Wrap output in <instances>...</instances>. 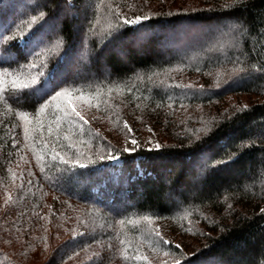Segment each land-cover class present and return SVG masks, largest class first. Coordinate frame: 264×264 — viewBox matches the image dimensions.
<instances>
[{"label": "trees", "instance_id": "obj_1", "mask_svg": "<svg viewBox=\"0 0 264 264\" xmlns=\"http://www.w3.org/2000/svg\"><path fill=\"white\" fill-rule=\"evenodd\" d=\"M37 11L51 41L64 44L41 97L10 83L44 71L27 67L28 49L16 45L0 62L9 73L0 100V264H264V0H0V32ZM117 14L148 19L129 25ZM61 88L108 99L86 124L62 121L57 139L62 113L49 97ZM21 110L49 123L25 139ZM123 121L150 127L160 148L124 152ZM53 141L96 163L54 161ZM200 149L237 155L207 169ZM109 150L112 159H98Z\"/></svg>", "mask_w": 264, "mask_h": 264}, {"label": "snow or ice", "instance_id": "obj_2", "mask_svg": "<svg viewBox=\"0 0 264 264\" xmlns=\"http://www.w3.org/2000/svg\"><path fill=\"white\" fill-rule=\"evenodd\" d=\"M117 19L123 20L124 24H140L141 21L147 20V16H141L137 15L134 19H128L127 17H122L119 14H117ZM51 27V24L49 20L46 18V14L44 11H37L35 14H30L28 16H22L19 18V20L11 26V31H7V34H4L0 32V45H6V47L3 48V51L0 52V62L7 61L12 58L11 49L19 44H22L24 48L28 49L29 52L32 53L33 59L29 61L27 64V67L29 69L34 68H41L44 69V71H37L34 74L24 75L23 73H18L14 75L10 81L12 89L14 91L29 90V95H35L37 97H41L47 93L48 87L51 83V78L48 79H41L42 77H48L47 72V65L51 58L57 57L59 55H62L61 48L64 44L62 38H58L55 41H51L49 37V29ZM115 27H119V25H115ZM33 49H36V51H33ZM39 62V63H38ZM24 65H21V68H23ZM243 71V69H241ZM9 73L7 71H4L0 73V100L5 99V88H4V77L8 76ZM69 94L68 88H61L59 90H56L54 95L49 97V100L51 101H58L61 97H66ZM21 95L23 93L21 92ZM48 101H45L43 105L40 106V111L43 112L44 108L47 106ZM57 111L61 112L62 115L57 117V120L55 122V128H56V135L57 139L59 138V132L61 131V122L67 121L69 123L70 128L73 126L74 121L73 117H78L79 120L84 121L86 124L87 121L84 119V117L81 115L79 111L75 107H73L71 104L65 106L62 103H57L56 105ZM69 108H71V111H69ZM19 116L21 119L25 121L26 127H25V139H28L29 135V128L27 127L29 123L28 119V112L21 110L19 111ZM43 126L41 125V128ZM125 127H127V124H125ZM48 131L51 134L53 132V128L50 125L48 127ZM83 130L81 129V132ZM129 131H131L129 129ZM211 131V126L208 125L204 128V132L207 134ZM65 140L69 141V147L74 148L75 145L71 142V138L68 135L64 136ZM197 140H200V137L197 136ZM43 143V141H42ZM131 143L133 147L138 146V142L135 139L131 140ZM189 144H194V141H189ZM156 149L160 148L159 144H156L154 146ZM58 145L55 141L52 142L51 147V157L52 159L59 160L61 163L65 165H69L71 167L79 166L81 168L86 166V161L88 163H96V159L89 156L84 157L82 153L79 151H76L75 155L66 154L61 151L57 150ZM133 149L130 148H124V152H130ZM201 153L204 155V163L205 167L207 169H215L219 167L220 165H226L230 160L234 159L237 154H232L231 156H228L227 159H217L213 157L210 154H204L203 149H200ZM38 160L41 158L40 156L36 157ZM112 159V153L111 150H109L106 154H100L98 156L99 160L104 159ZM9 200H11V197H9ZM264 211V209H262ZM145 219H150L149 217H145ZM75 235V233H74ZM157 237L160 236L159 231L156 232ZM123 244L124 241H121ZM163 243L167 244L168 241H163ZM177 248L180 247V245H176ZM137 259H147V257H141L137 256ZM173 264H182L181 260L174 259Z\"/></svg>", "mask_w": 264, "mask_h": 264}, {"label": "rangeland", "instance_id": "obj_3", "mask_svg": "<svg viewBox=\"0 0 264 264\" xmlns=\"http://www.w3.org/2000/svg\"><path fill=\"white\" fill-rule=\"evenodd\" d=\"M70 3L72 2V0H69ZM82 25L81 22H78V27H80ZM225 28L228 31H231V26L229 25H225ZM209 40V38H199L198 40H196V43L198 46L202 47L207 41ZM80 61L85 62V59L83 58L82 55L79 56ZM78 59V60H79ZM86 63V62H85ZM6 82V78L4 77V83ZM108 99V95H96V97L93 98V103H92V98L90 95H75L72 96L71 93L69 92L68 96L66 97H61L59 98L58 101H52L50 104V108H56L57 103H62L65 106L71 104L73 107H75L77 109V111H79L81 113V115L83 117L89 116V117H97L99 114L98 112H100V109L95 106L97 103L98 104H103L107 101ZM242 104H244V101H241ZM69 110L71 111V108H69ZM29 119V123L27 125V127L31 130V128H35V129H39V131H42L43 128H45L47 126V123H49L48 119H45L44 114H40L39 115V121H35V120H31V118ZM22 123H23V127H26L25 121L22 119ZM123 126H124V132L127 133L125 135H127L125 137V135L123 134V141H122V146L123 148H130V149H135L136 147H133L131 140L135 139L138 142V146H146L148 149L151 147H154L156 144H159V141L156 137L155 132L150 128V127H144L143 129L139 128L137 125H134L130 122L127 121H123ZM125 124H127V127H125ZM41 125L43 126L41 128ZM129 129L131 131H129ZM100 132H102L101 129H98ZM155 148V147H154ZM132 150V151H133ZM130 151V152H132ZM14 173V172H11ZM157 225L154 226L155 229H157Z\"/></svg>", "mask_w": 264, "mask_h": 264}]
</instances>
